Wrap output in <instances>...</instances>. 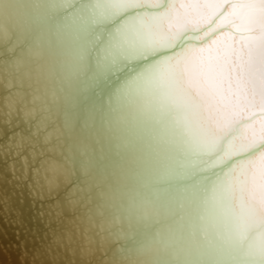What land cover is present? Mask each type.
<instances>
[{"label":"bare ground","instance_id":"bare-ground-1","mask_svg":"<svg viewBox=\"0 0 264 264\" xmlns=\"http://www.w3.org/2000/svg\"><path fill=\"white\" fill-rule=\"evenodd\" d=\"M110 6L137 49L94 82L68 0H0L6 264H264V0Z\"/></svg>","mask_w":264,"mask_h":264},{"label":"snow or ice","instance_id":"snow-or-ice-1","mask_svg":"<svg viewBox=\"0 0 264 264\" xmlns=\"http://www.w3.org/2000/svg\"><path fill=\"white\" fill-rule=\"evenodd\" d=\"M71 8H65V13H71L77 20L76 30L80 35L93 37L89 40V46L94 52L90 57L93 65V72L90 79L98 81L105 78L109 73L115 74L123 69L130 56L136 51L137 44L135 37L130 36L123 29H118L117 33L110 34L106 39L96 40L95 25L101 20H106L115 16L119 17L111 8V0H96L98 11L92 16L83 14L75 6L82 3V0H68ZM102 5V7H100Z\"/></svg>","mask_w":264,"mask_h":264},{"label":"water","instance_id":"water-1","mask_svg":"<svg viewBox=\"0 0 264 264\" xmlns=\"http://www.w3.org/2000/svg\"><path fill=\"white\" fill-rule=\"evenodd\" d=\"M0 227L3 229V231L5 232V235H6V237L1 238V234H0V244H1L2 248L4 249V251L7 253V256H9L8 258L13 262L14 258H13V254H12V252H13L12 246H14V249H16V253H19V250H20L19 241L22 238L23 231H21L20 228L16 227V225H10L11 228H10V233H9L2 221L0 222ZM14 227L17 228V230H16L17 237H14V235H13L14 231L12 229ZM44 229H45V227H44ZM5 241H9V242L6 244ZM11 244H12V246H11ZM7 246L9 247V250L7 249L8 248ZM22 248L25 250V252H28V250H29L27 248V243L26 244L24 243ZM0 262L3 264L7 263L6 257L3 256L1 252H0ZM24 264H28L27 261H25Z\"/></svg>","mask_w":264,"mask_h":264}]
</instances>
